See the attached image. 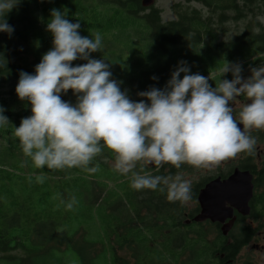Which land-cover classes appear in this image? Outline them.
<instances>
[{"label":"trees","instance_id":"1","mask_svg":"<svg viewBox=\"0 0 264 264\" xmlns=\"http://www.w3.org/2000/svg\"><path fill=\"white\" fill-rule=\"evenodd\" d=\"M183 1L202 4L211 16H205L198 9L181 10L176 20L165 22L162 11L155 6L144 7L143 0H21L8 13L6 19L14 32L11 37L0 33V106L9 120V124L0 127V261L29 264L43 252L66 249L74 252L81 264H97L90 251L100 246L98 241L85 236L77 238L79 231L84 229L86 232L96 221L102 236L110 242L114 264H226L251 241L189 237L183 230L179 202H171V217L174 218L171 231H175L171 239L145 232L139 224V201L162 200V203L151 204L156 208L151 213L166 222L168 208L167 201H163L167 200L166 188L164 192L131 189V174L121 176L107 164L114 161V154L107 148H103L89 165L98 168L94 174L79 168L36 169L30 158L22 153L14 135L22 118L32 115L30 104L20 101L15 92L19 72L34 74L35 66L52 48V36L46 31V24L54 8L63 11L69 22H79V34L88 38L97 32L107 39V35L142 27L160 50L167 53L176 50L171 62L179 59L178 51L190 56L202 47L221 55L233 52L246 57L256 55L257 60L243 64V72L264 65V27L258 21L250 22L244 33L233 41L220 40L221 35L227 33L228 24L248 19L254 14V4L264 0ZM83 63L86 61H74L73 66ZM159 66L129 76L127 84L132 91L128 92L129 97L150 87L162 89L172 70L169 61ZM153 76L157 79H151ZM224 79L231 80V73ZM211 81L212 87L219 83L218 78L209 79V84ZM61 99L76 102L71 90ZM135 171L174 177L185 169L183 164L179 169L164 164L159 169L143 165L141 171V165L137 164ZM37 177H43V183H38ZM72 197L77 203L72 210H67L66 205ZM149 219L150 215L142 221ZM16 251H23L25 256H12ZM119 252L129 257L121 256ZM221 253H226L223 260H220Z\"/></svg>","mask_w":264,"mask_h":264},{"label":"clouds","instance_id":"2","mask_svg":"<svg viewBox=\"0 0 264 264\" xmlns=\"http://www.w3.org/2000/svg\"><path fill=\"white\" fill-rule=\"evenodd\" d=\"M20 3L0 0V33L11 37L14 29L6 17ZM258 19L264 23V18ZM80 27L79 22H69L63 11L52 9L46 24L52 48L34 74L19 72L15 92L20 101L30 104L32 115L22 118L14 135L33 167L79 168L94 174L98 168L89 165L107 148L114 154L112 170L125 177L131 174V189L164 192L166 188L169 202L186 204L193 198L189 180L180 175L141 174L135 171L137 164L141 171L143 165L159 169L164 164L177 169L182 164L211 168L252 152L255 139L248 129H264V65L251 67L245 79L240 63L226 62L221 77L231 73L232 79H220L212 87L208 77L190 74L187 61L181 60L162 89L138 92L137 102L112 78L105 59L91 58L102 51L101 35L81 36ZM78 60L86 63L73 66ZM69 90L76 98L74 104L61 99ZM238 97L249 103L237 119L229 103ZM4 112L0 106V127L9 124ZM37 182L43 183V177H37ZM76 203L72 197L67 210Z\"/></svg>","mask_w":264,"mask_h":264},{"label":"rangeland","instance_id":"3","mask_svg":"<svg viewBox=\"0 0 264 264\" xmlns=\"http://www.w3.org/2000/svg\"><path fill=\"white\" fill-rule=\"evenodd\" d=\"M156 8L162 11V18L165 22L174 21L178 17V12L189 11L192 9L200 10L205 16H211L209 10L203 7L202 4L190 3L187 4L183 0H153V3L148 6ZM254 14L250 15L248 19L241 22H231L227 25V33L221 35L220 40L223 42H231L237 36H240L246 30V27L252 21H258L262 27L264 23H261L259 18H264V1H258L253 6ZM216 17V16H215ZM255 26V24H253ZM97 33V32H96ZM96 33H92L94 37ZM149 35V34H148ZM148 35H145L144 29L140 27V30L137 27L128 29L123 33L116 32L110 35H107V39L102 38V51L93 53L91 58L94 59H105L106 63L110 64V71L112 73V78L117 80L120 83L121 90L131 93L132 91L128 87V78L129 76L138 75L141 72L154 69L155 67L166 63L169 61L171 64V70L178 65V62L183 60L187 61L190 66V74L199 73L209 79L218 78L224 79L225 76H222L221 69L224 67L226 62L229 63H240L242 66L246 62L257 60L256 55H242L233 52L232 54H215L211 53L204 48L200 47L197 49L195 54H190L178 51L179 59L177 61L171 62L176 56V50H169L167 53L164 50H160L156 43H154ZM91 39V38H90ZM104 39V40H103ZM103 53V54H102ZM247 54V53H244ZM248 55V54H247ZM118 56V57H116ZM240 61V62H239ZM263 65V64H260ZM259 66V65H257ZM160 67V66H159ZM256 67V66H255ZM249 75L251 72L249 70ZM171 78V75L168 77L167 81ZM181 79L183 78V73L181 74ZM243 78L246 79V76ZM166 81V83H167ZM163 85V87L166 85ZM162 87V88H163ZM138 97L137 93H134L130 99L135 100ZM141 99V98H140ZM249 101L243 97L242 99H236L234 104L230 102V107H234V116L238 119V114L242 106ZM255 129V128H251ZM264 144V141H263ZM227 162V161H226ZM114 161H108L107 164L112 168ZM227 165V164H226ZM225 165V166H226ZM147 168H153V165H145ZM184 179L189 180V174L181 172L179 174ZM194 181L193 177H191ZM181 204V203H180ZM182 213H186V204H181ZM79 237H84L91 239L93 241H98L100 246H97L94 249H91L92 258L97 259V264H114V256L111 250L110 242L105 240L99 229L98 222L96 221L91 229H88L86 232L83 230L79 231ZM109 238L108 236H106ZM119 255L129 257L123 252H119ZM17 258L24 257L25 254L23 251H16L12 254ZM264 264V236L253 239L239 254V257L235 264ZM31 264H81L78 256L66 249L62 250H52L49 252H43L42 255H38L32 258ZM29 263V264H30ZM0 264H12L9 261H0Z\"/></svg>","mask_w":264,"mask_h":264},{"label":"flooded vegetation","instance_id":"4","mask_svg":"<svg viewBox=\"0 0 264 264\" xmlns=\"http://www.w3.org/2000/svg\"><path fill=\"white\" fill-rule=\"evenodd\" d=\"M249 74V71H242L241 73L242 78L244 76L248 78L249 76L247 75ZM211 84L214 83L211 81ZM242 98L238 97L237 99ZM248 134L255 139V145L250 154L239 153L236 157L226 160L227 162H221L219 165L211 168H194L188 164H183L184 173L190 175L189 179L193 192L192 200L186 205L187 211L181 217L184 225L183 230L189 237L223 238L230 240L251 239L252 241L255 238L264 236V129H248ZM236 172L248 173L253 178L254 196L248 208L238 209L227 203L223 209L224 217L222 222H214L212 219H206L204 222L196 221L203 211L202 205L199 202L201 192L214 181H227ZM171 174H173V169H171ZM170 176L172 177V175ZM191 177H193L194 181ZM163 201H167L168 219L166 222L158 220L156 214L151 213L156 210L151 204L162 203V200L144 199L139 201L141 207V221L139 224L145 232L151 231L152 233H157L171 239V235L175 233V231H171L172 223L174 224V218L171 217V202L168 200ZM149 215L151 219L142 221V219L144 220ZM228 244L230 245L231 242ZM239 254L235 259L229 258L226 264H235ZM225 256L226 253H221L220 260H223ZM250 264L254 263L250 262Z\"/></svg>","mask_w":264,"mask_h":264},{"label":"water","instance_id":"5","mask_svg":"<svg viewBox=\"0 0 264 264\" xmlns=\"http://www.w3.org/2000/svg\"><path fill=\"white\" fill-rule=\"evenodd\" d=\"M152 3L153 0H143V6L146 8ZM238 127L241 130L243 128L242 125H238ZM253 196V178L248 173L236 172L227 181H214L200 194L199 202L203 211L196 221L204 222L206 219H212L214 222H222L223 209L227 203L238 209L248 208ZM244 213L246 214L245 211Z\"/></svg>","mask_w":264,"mask_h":264}]
</instances>
